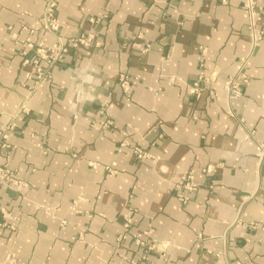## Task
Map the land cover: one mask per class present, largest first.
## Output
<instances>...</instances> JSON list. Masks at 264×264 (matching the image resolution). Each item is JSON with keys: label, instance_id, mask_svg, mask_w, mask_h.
I'll use <instances>...</instances> for the list:
<instances>
[{"label": "crops", "instance_id": "1", "mask_svg": "<svg viewBox=\"0 0 264 264\" xmlns=\"http://www.w3.org/2000/svg\"><path fill=\"white\" fill-rule=\"evenodd\" d=\"M45 2L0 0V126L16 115L0 165L28 184H0V264L10 252L15 264H264V37L252 46L245 0H58L61 40L92 41L31 89L12 34L28 36ZM247 54L250 81L229 101L224 80ZM201 58L217 88L196 98ZM190 168L200 185L184 204L175 185ZM133 234L155 243L145 258Z\"/></svg>", "mask_w": 264, "mask_h": 264}, {"label": "built area", "instance_id": "2", "mask_svg": "<svg viewBox=\"0 0 264 264\" xmlns=\"http://www.w3.org/2000/svg\"><path fill=\"white\" fill-rule=\"evenodd\" d=\"M244 7L248 16V27L251 31V44L252 46H257L264 37V28L258 26V21L261 20V11L263 9L257 3V0H245ZM58 0H46L44 10L42 14L37 16L34 20L32 26L24 25L23 28L28 30L29 35L25 38H20L17 33H13L14 42L16 44H21L20 54L24 57L23 64L31 65V69L26 72L27 78H33V84L30 86L34 89L43 80H50L53 77V67L57 62L62 60L68 52L70 47H75L79 44L88 45L92 41V35H80L79 37L71 38L67 42H63L60 36L61 22L57 16ZM92 21L98 20V18H91ZM11 28V26H9ZM38 31H46L55 35L56 41L54 43H48L43 38L35 40L32 35ZM149 44H147L143 50H148ZM203 52L205 49H202ZM34 52V56L30 57L29 53ZM249 55L242 56L240 59L239 67L237 71L229 75L223 83V88L226 91V95L229 101L239 98L243 94V88L250 81V76L246 71L248 64ZM200 64L202 70L199 72L197 78L192 82H188L187 91L189 94L194 95L196 98H200L206 92L214 93L216 87V81L218 78V72L213 70L210 73H206L204 58L200 59ZM120 85L127 93V98L130 99V92L133 83H135V78L129 76L128 74H121L119 78ZM101 112L105 114L106 118L102 122L104 126H109L113 124L107 108H102ZM232 114L231 110H228ZM15 116H12L10 120L0 126V153L3 148L9 147L8 137L11 130L16 126ZM124 134L127 131H123ZM247 138L255 139V130H248ZM127 145L126 141L121 143V147ZM133 151L138 157L147 156V152L141 146H133ZM257 154L261 162H264V143H257ZM218 165L208 164L202 168V171L207 174L215 172ZM0 184L6 186H12L17 190L28 187L26 182L15 177V170L8 168L6 166L0 165ZM199 183L196 180V171L194 168H190L180 175L176 182L175 188L178 192L179 200L186 204L191 199L192 194L198 190ZM77 201H75L76 205ZM0 213L5 216V208L0 205ZM133 219L130 216L125 217L124 230L120 232L117 236L118 241H122L129 237L131 234L130 228ZM135 242L139 245L146 247L144 250L143 258L146 257V252L155 247V243H147L140 238L138 235H134ZM16 253L10 252L6 256L4 264H15ZM127 264H141L140 261L135 259H128Z\"/></svg>", "mask_w": 264, "mask_h": 264}]
</instances>
